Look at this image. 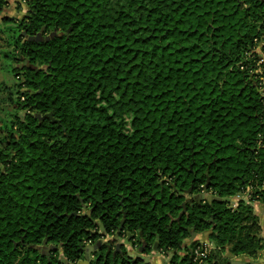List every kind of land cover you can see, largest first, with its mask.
Listing matches in <instances>:
<instances>
[{
    "label": "trees",
    "instance_id": "trees-1",
    "mask_svg": "<svg viewBox=\"0 0 264 264\" xmlns=\"http://www.w3.org/2000/svg\"><path fill=\"white\" fill-rule=\"evenodd\" d=\"M16 3L0 0V264H77L121 220L167 264H253L234 258L264 249V0Z\"/></svg>",
    "mask_w": 264,
    "mask_h": 264
},
{
    "label": "water",
    "instance_id": "water-1",
    "mask_svg": "<svg viewBox=\"0 0 264 264\" xmlns=\"http://www.w3.org/2000/svg\"><path fill=\"white\" fill-rule=\"evenodd\" d=\"M56 34H55V32H51V33H49L48 35H46V36H44L43 35V29H41L39 32H37V33H35V35H33V36H29L28 37V41H42V40H44V41H48L49 39H51V38H53L54 36H55ZM24 64H28V61L27 60H25L24 61ZM29 67L30 68H32V69H36V67L35 66H33V65H31V64H29ZM48 117H50V114H48ZM198 198L199 199H201V200H207V201H211L212 199H213V197L211 196V195H208V194H200L199 196H198ZM222 201H226V202H228L230 199L229 198H222L221 199ZM122 224H123V221L121 220L120 221V225H119V227H118V230L116 231V235L118 236V233H119V231H120V229H121V227H122ZM101 228V227H100ZM128 239V238H127ZM127 242V241H126ZM43 244H45V242L43 243ZM103 245V241L102 240H98V241H96L94 244H92V245H87V246H85L84 248H83V258H84V261H83V263L84 264H87L88 263V261H89V259H90V255H91V253L92 252H94V251H97L98 249H100V247ZM120 244H117L116 245V248H115V250L114 251H112V256H114V254L117 252V251H120L119 250V248H120ZM37 250H39V251H41V249H45L46 251H45V254L47 255L48 254V250L49 249H53V250H55V249H57V247H54V246H45V248H43L42 247V245L41 246H37V247H35ZM153 249L154 250H156L157 249V242H155L154 243V245H153ZM109 251H110V246L109 245H106V254H108L109 253ZM141 251V250H140Z\"/></svg>",
    "mask_w": 264,
    "mask_h": 264
},
{
    "label": "rangeland",
    "instance_id": "rangeland-1",
    "mask_svg": "<svg viewBox=\"0 0 264 264\" xmlns=\"http://www.w3.org/2000/svg\"><path fill=\"white\" fill-rule=\"evenodd\" d=\"M17 1L15 0H8V8L5 10L4 9V13L3 14H6L8 16H11V17H20L21 14H23V7L22 8H17ZM25 12V10H24ZM2 14V15H3ZM1 15V16H2ZM1 23H0V27H1ZM0 37H3V34L0 32ZM4 48L3 46V43L1 41V38H0V51ZM2 57V54L0 53V65L3 66L4 61L3 59H1ZM7 65V64H5ZM1 70V69H0ZM7 77L6 74L4 73V71L1 70L0 72V80H7ZM2 98L1 94H0V99ZM256 205L255 203H253V206ZM259 213V211H258ZM197 235L195 238L197 240H199L201 237H199ZM110 238H106V239H103V241H107L109 240ZM264 240V239H263ZM209 244V250L212 248L211 244L209 242H207ZM127 252H130L131 256L132 257H138L140 258L143 262H149L150 264H167V258L166 257H163L162 255H160V253H156L155 251L154 252H150L149 254L147 253H143V252H139L137 251V248L133 249L132 247L130 248H126Z\"/></svg>",
    "mask_w": 264,
    "mask_h": 264
},
{
    "label": "crops",
    "instance_id": "crops-1",
    "mask_svg": "<svg viewBox=\"0 0 264 264\" xmlns=\"http://www.w3.org/2000/svg\"><path fill=\"white\" fill-rule=\"evenodd\" d=\"M256 205L253 206V210L255 215L258 218L260 227H261V237L264 239V208L259 204V203H255ZM259 211V213H258ZM199 237H201L199 239V241L201 243H206L208 244V240H207V236L205 234H200L198 235ZM198 237V238H199ZM264 241V240H263ZM209 245V244H208ZM235 262H243V261H251L253 262V264H264V249L254 258H249V257H245V256H241V257H237L234 258Z\"/></svg>",
    "mask_w": 264,
    "mask_h": 264
},
{
    "label": "flooded vegetation",
    "instance_id": "flooded-vegetation-1",
    "mask_svg": "<svg viewBox=\"0 0 264 264\" xmlns=\"http://www.w3.org/2000/svg\"><path fill=\"white\" fill-rule=\"evenodd\" d=\"M194 199H196V200H198V196L195 198V197H189L187 200L188 201H192V200H194ZM131 235L130 234H128V236L126 237V238H120L119 236H117L116 235V233H115V236H113V237H111L109 240H107V241H109V242H107V241H103V247H106V245H109L110 246V251H109V253H112V251H114L115 250V248H116V245L117 244H120L121 246H120V248H119V250L120 251H117V253H121L122 251H123V249H125L126 250V248L128 247V248H130V247H132V245L130 244V237ZM192 236H194L193 234H192ZM128 238V239H127ZM106 239V238H105ZM111 241H114V242H111ZM127 241V242H126ZM111 242V243H110ZM111 245L112 246H114L113 248H111ZM145 242H142V244L140 245V247H138L137 248V251H139V252H143L144 251V249H145ZM42 247L43 248H45V246L44 245H42ZM133 249H135L136 247H132ZM141 250V251H140ZM45 249H41V253H43V254H45ZM127 251V250H126ZM127 253H129L130 254V252H127ZM112 255V254H111ZM115 255H116V253L114 254V256L113 257H115ZM130 256H131V254H130ZM91 258H93L91 255H90V259ZM89 259V260H90ZM83 261H84V259L83 260H81V261H79L77 264H84L83 263Z\"/></svg>",
    "mask_w": 264,
    "mask_h": 264
},
{
    "label": "built area",
    "instance_id": "built-area-1",
    "mask_svg": "<svg viewBox=\"0 0 264 264\" xmlns=\"http://www.w3.org/2000/svg\"><path fill=\"white\" fill-rule=\"evenodd\" d=\"M20 2V0H15ZM209 251V245L206 243H202L200 246L194 249L193 255L195 258H202L204 257Z\"/></svg>",
    "mask_w": 264,
    "mask_h": 264
}]
</instances>
